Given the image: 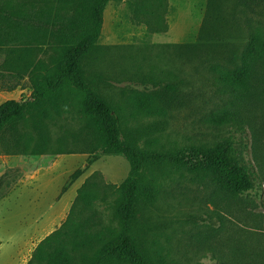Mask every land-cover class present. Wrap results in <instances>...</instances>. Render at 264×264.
<instances>
[{
  "label": "rangeland",
  "instance_id": "obj_1",
  "mask_svg": "<svg viewBox=\"0 0 264 264\" xmlns=\"http://www.w3.org/2000/svg\"><path fill=\"white\" fill-rule=\"evenodd\" d=\"M258 2L246 8L223 0L221 19L208 0H112L103 11L101 33L84 69L113 106L123 136L157 151L211 147L230 139L235 153L256 173L255 188L231 198L185 170L146 169L145 177L156 176L158 197L140 211L137 231L155 264H234L214 259L226 254L230 243L228 230L218 234L211 227L225 219L234 229L245 230L238 233L244 238L253 224L250 215L264 214V89L251 103L231 106L212 71L215 63H237L249 34L264 37V0ZM53 56L49 45L29 59L49 63ZM6 66V56L0 54V72ZM19 82L13 90L0 91V104L30 95L27 77ZM168 83L177 86L178 96L165 113L138 99ZM224 108L239 125L217 127L208 121ZM44 121L49 139L45 152L6 154L0 146V176L6 172L3 182L11 181L0 199V264H40L32 258L38 244L71 221L94 218L103 227H118L115 205L117 188L129 171L126 158L100 155L88 163L92 156L89 139L83 140L79 98H69L61 114ZM30 122L26 118L21 125L29 148ZM76 169L82 171L71 180Z\"/></svg>",
  "mask_w": 264,
  "mask_h": 264
},
{
  "label": "trees",
  "instance_id": "obj_2",
  "mask_svg": "<svg viewBox=\"0 0 264 264\" xmlns=\"http://www.w3.org/2000/svg\"><path fill=\"white\" fill-rule=\"evenodd\" d=\"M110 1L0 0V54L6 56L7 65V69L0 72V91L17 88L24 77L31 84L28 97L6 99L0 104V146L4 153L45 152L49 139L44 120L61 114L65 102L75 97L80 99L85 117L83 140L89 139L87 151L92 156L88 163L100 155H122L129 164L128 174L117 188L115 217L118 227H103L94 218L71 221L65 229L52 232L38 244L32 258L40 264H155L137 231L140 211L158 197L156 176L145 177L148 168L185 170L203 186L212 184L231 198L255 188V171L240 153H235L230 139L211 147L191 145L157 151L138 147L123 136L113 106L84 69L85 59L95 49L100 36L103 11ZM222 1L208 0L217 12L215 16L220 17ZM258 1L262 0H236L246 8ZM49 45L55 50L49 63L29 59L31 54ZM191 47L194 50L193 45ZM234 63L232 66L212 65L214 82L218 91L228 97L231 106L251 103L264 89V37L258 33L249 34L238 62ZM12 79L14 83L10 82ZM177 96V86L168 83L155 91L142 92L138 99L165 113L166 106H171ZM26 118L31 121L30 148L25 138L27 133L21 127ZM208 121L217 127L233 122L239 125L227 108L211 113ZM33 132L36 135L33 136ZM81 171L76 169L70 179L77 178ZM5 175L6 172L0 176V199L11 184L10 180L3 182ZM80 192L83 201L89 203L85 192L81 189ZM250 217L253 224L244 238L238 233L245 230L234 229L225 219L220 218V224L211 227L218 234L228 230L226 239L230 243L226 254L214 256V259L224 258L234 264H264V214Z\"/></svg>",
  "mask_w": 264,
  "mask_h": 264
},
{
  "label": "crops",
  "instance_id": "obj_3",
  "mask_svg": "<svg viewBox=\"0 0 264 264\" xmlns=\"http://www.w3.org/2000/svg\"><path fill=\"white\" fill-rule=\"evenodd\" d=\"M4 173H5V172H4ZM2 175H3V174H2ZM2 175H1V176H2ZM31 195H32V192H31V190H30V200H31V197H32ZM32 198H33V197H32Z\"/></svg>",
  "mask_w": 264,
  "mask_h": 264
}]
</instances>
